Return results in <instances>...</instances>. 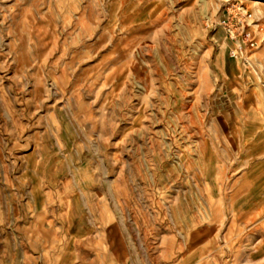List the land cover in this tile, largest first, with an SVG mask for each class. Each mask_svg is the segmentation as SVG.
Segmentation results:
<instances>
[{"label": "rangeland", "instance_id": "rangeland-1", "mask_svg": "<svg viewBox=\"0 0 264 264\" xmlns=\"http://www.w3.org/2000/svg\"><path fill=\"white\" fill-rule=\"evenodd\" d=\"M261 168L264 0H0V264H264Z\"/></svg>", "mask_w": 264, "mask_h": 264}, {"label": "crops", "instance_id": "crops-1", "mask_svg": "<svg viewBox=\"0 0 264 264\" xmlns=\"http://www.w3.org/2000/svg\"><path fill=\"white\" fill-rule=\"evenodd\" d=\"M205 169L207 171L206 175L210 176V173H208V171L212 170V168L210 166H206ZM254 175L256 177L254 179H257L258 185L264 184V168H261ZM251 187H252V185H251ZM250 190H251V188H250ZM249 195H250V191H249ZM35 197H36V195H35ZM37 197H38L39 200L38 201L36 200V203L41 202L40 201L41 194H39ZM36 203H35V208H37ZM71 203L72 204L69 205V208H71V210L68 213L66 231L71 236L84 235L86 233V230H84V228L82 226H79V224H78L79 223L78 220L80 219V214L78 212V208H79L78 204L76 202H74V201H71ZM249 204H250V199L245 201V198H241V199L238 198L236 200L235 199L233 200V202L231 204V207L234 208V210H236L237 212H249V211L251 212V211H257V210H260V209L264 208V205L253 206V205H249ZM38 207H41V206L39 205Z\"/></svg>", "mask_w": 264, "mask_h": 264}, {"label": "built area", "instance_id": "built-area-1", "mask_svg": "<svg viewBox=\"0 0 264 264\" xmlns=\"http://www.w3.org/2000/svg\"><path fill=\"white\" fill-rule=\"evenodd\" d=\"M230 32H231V31H230ZM253 44H254V42L250 40V41H249V45H250V46H253Z\"/></svg>", "mask_w": 264, "mask_h": 264}]
</instances>
